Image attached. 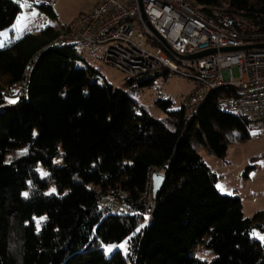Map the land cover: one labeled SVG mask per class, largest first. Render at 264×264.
Instances as JSON below:
<instances>
[{
	"label": "trees",
	"instance_id": "16d2710c",
	"mask_svg": "<svg viewBox=\"0 0 264 264\" xmlns=\"http://www.w3.org/2000/svg\"><path fill=\"white\" fill-rule=\"evenodd\" d=\"M189 1L243 16L264 34V0ZM20 13L18 1L0 0V33ZM62 34L48 28L0 47V264H264V244L252 237L264 233V211L246 217L239 197L220 194L192 146L225 159L230 145L250 138L243 119L218 109L231 91L214 92L194 117L186 103L169 112L171 101H158L168 114L160 121L100 84L93 68L78 67L75 45L48 49ZM168 74L136 82L151 86ZM24 80L26 93L8 105ZM160 170L165 183L150 220L99 208L102 196L124 192L142 209L150 173ZM199 245L211 262L191 256Z\"/></svg>",
	"mask_w": 264,
	"mask_h": 264
},
{
	"label": "built area",
	"instance_id": "2783aa9c",
	"mask_svg": "<svg viewBox=\"0 0 264 264\" xmlns=\"http://www.w3.org/2000/svg\"><path fill=\"white\" fill-rule=\"evenodd\" d=\"M19 1L21 9L37 1L52 10L58 6L57 0ZM65 45L85 47L132 80L167 72L193 81L194 91L186 98L190 117L198 114L214 92L230 90L218 98V109L243 119L250 130L264 137V47H257L264 45V34L243 16L218 10L207 13L189 0H102L80 15L74 30L63 33L48 49ZM229 47L251 48L220 52ZM212 49L217 53L190 58ZM25 81L19 86L21 96L26 93ZM155 173L165 177L164 170L150 173L147 196H152V202L145 200L144 211L124 192L102 196L99 208L110 215H142L150 220L155 209Z\"/></svg>",
	"mask_w": 264,
	"mask_h": 264
},
{
	"label": "rangeland",
	"instance_id": "374dc122",
	"mask_svg": "<svg viewBox=\"0 0 264 264\" xmlns=\"http://www.w3.org/2000/svg\"><path fill=\"white\" fill-rule=\"evenodd\" d=\"M15 1L20 4L19 0ZM101 1L57 0L58 6L52 10V15L41 9L42 6L48 8L45 2H27L24 4L25 8L21 9L15 24L0 33V44L3 45L1 48L29 34L40 36L48 28H53L60 33H64L69 28L74 29L80 15L88 12ZM74 52L80 58L77 61L78 67L93 68L97 72L96 77L100 84L108 83L126 92L137 105L163 122L167 121L168 114L157 107V102L170 100L171 106L167 109L169 112H175L180 110L184 103L187 104L186 98L194 91L193 81L172 73L156 77L151 86L140 87L136 82L138 80L130 85L128 83L130 77L114 66L104 64L99 55L81 45H75ZM232 71L234 78H237V68L234 67ZM21 95L20 88L17 85L14 86L7 97V104L14 105ZM249 132L250 138L230 145L225 159L216 157L207 147L198 144L195 140L192 143L204 162L216 173L218 177L216 187L219 193L239 197L246 217H252L258 211H264V137L256 131L249 129ZM61 162L60 159L57 160V164ZM220 186H223V191ZM46 194L57 195L58 192L54 188H49ZM145 200L147 203L152 202V196L148 195ZM254 233L264 236V233L258 231ZM254 233L252 237L264 244V241ZM127 242L128 240L121 244L124 245L121 248L127 249ZM191 256L207 262H211L214 257L202 245L193 249Z\"/></svg>",
	"mask_w": 264,
	"mask_h": 264
},
{
	"label": "water",
	"instance_id": "95a60500",
	"mask_svg": "<svg viewBox=\"0 0 264 264\" xmlns=\"http://www.w3.org/2000/svg\"><path fill=\"white\" fill-rule=\"evenodd\" d=\"M257 47H264V45H260V46H257ZM251 47H238V48H235V47H229V48H222L220 49V52L221 53H230V52H237V51H243V50H247V49H250ZM217 51L215 49H212V50H208V51H205V52H202V53H199L197 55H194V56H191L190 58H202V57H206V56H209V55H212V54H216ZM16 109V106H7L6 107V110L8 111H14ZM152 181H153V194L155 196H157L163 186H164V183H165V177L158 174V173H155L152 177Z\"/></svg>",
	"mask_w": 264,
	"mask_h": 264
},
{
	"label": "snow or ice",
	"instance_id": "6c2138e0",
	"mask_svg": "<svg viewBox=\"0 0 264 264\" xmlns=\"http://www.w3.org/2000/svg\"><path fill=\"white\" fill-rule=\"evenodd\" d=\"M0 47H3V45L2 44H0ZM220 188H221V191H223L224 189H223V186H220ZM24 195L25 196H27V193H24ZM254 235H256L260 240H262V241H264V236H261L260 234H258V233H254ZM120 247H124V245H120ZM108 251L109 252H111L112 251V249L111 248H109L108 249Z\"/></svg>",
	"mask_w": 264,
	"mask_h": 264
}]
</instances>
